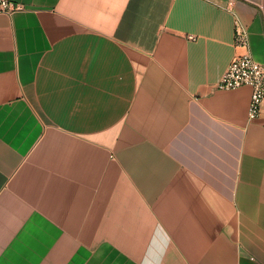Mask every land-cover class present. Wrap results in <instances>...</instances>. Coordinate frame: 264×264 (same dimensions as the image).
I'll return each mask as SVG.
<instances>
[{"label": "crops", "instance_id": "crops-1", "mask_svg": "<svg viewBox=\"0 0 264 264\" xmlns=\"http://www.w3.org/2000/svg\"><path fill=\"white\" fill-rule=\"evenodd\" d=\"M10 1L0 264H264V0Z\"/></svg>", "mask_w": 264, "mask_h": 264}, {"label": "built area", "instance_id": "built-area-1", "mask_svg": "<svg viewBox=\"0 0 264 264\" xmlns=\"http://www.w3.org/2000/svg\"><path fill=\"white\" fill-rule=\"evenodd\" d=\"M232 5V0H228ZM10 0H0V14L11 15L21 10ZM240 42L247 44L246 33L238 31ZM250 87L252 90L251 102L248 110V120H256L262 113L264 106V66L257 63L250 53L235 57L229 64L216 88L223 91L236 90L241 87Z\"/></svg>", "mask_w": 264, "mask_h": 264}]
</instances>
